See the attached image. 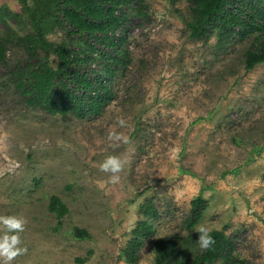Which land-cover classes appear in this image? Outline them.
<instances>
[{
  "label": "rangeland",
  "instance_id": "obj_1",
  "mask_svg": "<svg viewBox=\"0 0 264 264\" xmlns=\"http://www.w3.org/2000/svg\"><path fill=\"white\" fill-rule=\"evenodd\" d=\"M4 5L22 11L17 0ZM147 6V16L130 25V62L99 115H52L29 105L12 78L31 60L21 44L0 65V216L27 221L23 251L10 264H128L122 252L146 220L147 202L157 217L135 264H154L156 241L195 233L201 223L233 239L242 259L264 264V64L246 70L250 40L194 39L189 0ZM50 61L57 67L55 56ZM112 130L123 139L109 140ZM109 155L126 161L116 184L99 169ZM199 195L208 209L187 232ZM52 196L69 208L61 220L49 211ZM75 228L91 238H76Z\"/></svg>",
  "mask_w": 264,
  "mask_h": 264
},
{
  "label": "trees",
  "instance_id": "obj_2",
  "mask_svg": "<svg viewBox=\"0 0 264 264\" xmlns=\"http://www.w3.org/2000/svg\"><path fill=\"white\" fill-rule=\"evenodd\" d=\"M20 13L0 6V65L5 64L11 46L21 44L31 60L12 72L14 84L27 103L52 115L79 118L103 113L112 97L113 79L130 62L125 48L130 25L147 16V0H17ZM191 19L187 26L194 39L215 36L223 45L233 40H250L245 52L246 70L264 64V0H189ZM27 29L21 34L12 25ZM59 32L60 41L50 35ZM55 56L57 67L51 65ZM208 209L199 195L192 201L185 221L193 230ZM49 211L58 220L69 208L52 196ZM146 218L134 231L123 250L125 261L135 264L143 240L153 233L151 220L157 217L151 203L141 206ZM197 232L163 237L154 243V264H251L238 256L235 242L223 231L213 230L216 243L202 250ZM78 239H90L87 230L75 228Z\"/></svg>",
  "mask_w": 264,
  "mask_h": 264
},
{
  "label": "clouds",
  "instance_id": "obj_3",
  "mask_svg": "<svg viewBox=\"0 0 264 264\" xmlns=\"http://www.w3.org/2000/svg\"><path fill=\"white\" fill-rule=\"evenodd\" d=\"M117 123L124 126L125 122L123 119H119ZM108 139L119 141L123 137L112 130L108 133ZM124 142L128 143L129 141L124 139ZM125 163L126 161L122 160L120 156L109 155L100 163L99 169L104 173H109V182L116 184L120 180L119 173L123 171ZM26 222L25 219L17 216H0V232H3V235H0V261L3 264H10L23 251L19 247L21 243L19 233L24 230ZM195 231L198 234L196 242L202 250H209L216 243L211 235V230L205 224H199Z\"/></svg>",
  "mask_w": 264,
  "mask_h": 264
}]
</instances>
